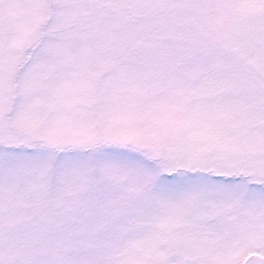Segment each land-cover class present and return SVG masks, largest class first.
Returning a JSON list of instances; mask_svg holds the SVG:
<instances>
[{
  "label": "snow or ice",
  "instance_id": "obj_1",
  "mask_svg": "<svg viewBox=\"0 0 264 264\" xmlns=\"http://www.w3.org/2000/svg\"><path fill=\"white\" fill-rule=\"evenodd\" d=\"M0 264H264V0H0Z\"/></svg>",
  "mask_w": 264,
  "mask_h": 264
}]
</instances>
